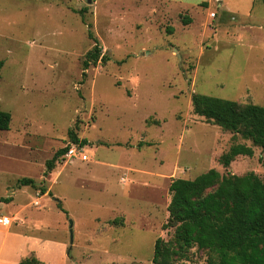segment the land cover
Instances as JSON below:
<instances>
[{
	"label": "rangeland",
	"instance_id": "obj_1",
	"mask_svg": "<svg viewBox=\"0 0 264 264\" xmlns=\"http://www.w3.org/2000/svg\"><path fill=\"white\" fill-rule=\"evenodd\" d=\"M89 33L108 60L83 70ZM0 61V111L11 116L0 131V198H11L0 218L30 237L0 225V264L30 252L44 264H152L155 240L173 233L172 179L264 177L257 147L220 165L233 143H250L190 101L264 106V0H0ZM72 145L86 160L62 156L44 176ZM24 177L36 187L19 186ZM207 258L193 247L178 264Z\"/></svg>",
	"mask_w": 264,
	"mask_h": 264
},
{
	"label": "trees",
	"instance_id": "obj_2",
	"mask_svg": "<svg viewBox=\"0 0 264 264\" xmlns=\"http://www.w3.org/2000/svg\"><path fill=\"white\" fill-rule=\"evenodd\" d=\"M183 20L184 24L190 23V18ZM88 36L94 45L84 56L83 70L108 60L90 33ZM190 101L194 115L250 143H233L218 159L222 167L227 168L238 156L251 157L253 147L260 149V160L264 162V106L197 93L191 95ZM10 120L8 112L0 111V131L9 129ZM80 143L84 144L85 140ZM67 149L68 146L58 149L45 162L44 176L53 170ZM17 183L21 187H36L31 178L18 179ZM168 191L166 226L173 228V233L167 241L155 240L152 264H178L193 247L208 253L206 264H264V177L252 172L241 176L220 175L209 169L193 179H172ZM40 192L45 191L41 188ZM9 202L11 198H0V203ZM17 264L44 263L30 256Z\"/></svg>",
	"mask_w": 264,
	"mask_h": 264
},
{
	"label": "built area",
	"instance_id": "obj_3",
	"mask_svg": "<svg viewBox=\"0 0 264 264\" xmlns=\"http://www.w3.org/2000/svg\"><path fill=\"white\" fill-rule=\"evenodd\" d=\"M210 17H214V14L211 13ZM64 158L66 159H71V158H76L79 160H86V155L84 154V149L81 148L80 145H72L70 147H68L67 151L65 152V154L63 155ZM3 222L2 219H0V223Z\"/></svg>",
	"mask_w": 264,
	"mask_h": 264
},
{
	"label": "crops",
	"instance_id": "obj_4",
	"mask_svg": "<svg viewBox=\"0 0 264 264\" xmlns=\"http://www.w3.org/2000/svg\"><path fill=\"white\" fill-rule=\"evenodd\" d=\"M1 219V218H0ZM3 220V222H1L0 223V225H5L6 226V228H5V230H3V232H4V236H6V235H9L11 232H13V233H18V232H16V230L14 231V230H10V228H7L8 226L5 224V222H6V218L5 219H2ZM10 223V222H9ZM18 231V230H17ZM14 235H16V236H19V237H21V238H23V239H25V240H28L30 237H29V235H26V234H24V233H18V234H14ZM38 240V239H37ZM39 241V240H38ZM33 254H32V252H30V254H29V256H32ZM36 257V259H38V260H40V258L37 256V255H35ZM20 260H22V257H16L15 259H14V261H13V264H17ZM41 261V260H40Z\"/></svg>",
	"mask_w": 264,
	"mask_h": 264
},
{
	"label": "water",
	"instance_id": "obj_5",
	"mask_svg": "<svg viewBox=\"0 0 264 264\" xmlns=\"http://www.w3.org/2000/svg\"><path fill=\"white\" fill-rule=\"evenodd\" d=\"M88 2H89V0H88ZM68 226H69V230H68V233H69V244L71 245L72 244V239H73L72 221L71 220L68 221Z\"/></svg>",
	"mask_w": 264,
	"mask_h": 264
}]
</instances>
